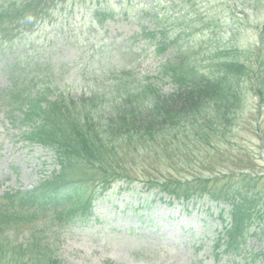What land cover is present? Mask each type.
<instances>
[{"label": "rangeland", "instance_id": "rangeland-1", "mask_svg": "<svg viewBox=\"0 0 264 264\" xmlns=\"http://www.w3.org/2000/svg\"><path fill=\"white\" fill-rule=\"evenodd\" d=\"M83 1L89 4V12L93 8L108 7L111 14L105 13L104 19L96 15L94 21L108 20L91 26L86 20L90 14L88 12L83 17H79L77 12L76 19L71 17L69 11L56 13L47 25L39 27L38 32L33 34L40 37L39 42L45 43L40 56L50 58L47 66L68 57L79 62L82 57L97 53L99 46H103L104 52L95 56L94 71H107L110 67L129 68L139 78L146 75L154 78L153 83L159 95L167 96L177 90L166 80L158 85L155 81L161 75L159 66L173 57L178 49H195L194 68L204 77H210L220 68L221 62L216 61V54H220L218 47L230 44L236 48V42H239L236 52L230 49L228 53L241 58L239 65L246 68L248 79L256 77L264 83V67L257 65L260 45L257 47L255 44L264 35V27L260 32L256 31L257 26L262 27L264 24V0H174L173 6H167L166 0ZM156 15H164V21H156ZM198 16L202 18L200 24ZM162 28L167 31L164 34L166 38L172 34L171 31L179 38L177 42L166 46L169 50L156 57L155 41L145 35L153 30L154 38L160 39ZM236 29L237 39L231 36ZM222 36L225 41L221 46ZM55 42L57 45L51 50ZM26 51L38 55L31 45L26 47ZM30 59L33 57L21 56L20 66L15 68L24 84L34 77L25 75L26 72L33 73L36 67V62L31 67ZM35 59H39V56H35ZM5 63L3 57L0 60L2 100L3 87L11 85L10 71ZM247 84L250 88L248 100H243L241 108L235 109L231 124L227 127L218 126L214 131L197 130L202 123L200 117L187 118L182 123L183 116L190 115L187 103L182 105L186 101L183 98H179V102L165 101V106L159 107L160 119L167 117V109L168 112H174L175 116L169 123L179 129L178 140L185 141L187 146L186 152H183L186 162L183 167L169 168L166 166L167 161L160 166L153 164V157H142L139 152L131 153L127 148L134 146H130L128 140H123L115 157L124 162V166L118 167L119 171L136 182L154 181L159 178V172L182 180L208 177L206 190L226 194L227 199L220 201L224 211L242 201L230 195L231 191L239 190L242 196L255 194L257 198H262L258 204L263 212L261 215H264V144L257 131L258 126L261 127L264 137V101L252 94L254 83L248 81ZM68 85L69 81L65 80L61 87L66 89ZM46 87L45 81L37 82V89ZM244 89L242 84L239 96ZM198 94L192 97V101H187L189 105L207 96L205 92ZM1 107L5 108L4 103H0V197L10 189H30L37 179L47 175L53 167L45 150L38 147L33 149L17 140L15 135L19 129L13 127V131L7 130L11 125L6 120L7 110ZM213 114H219L215 105L201 117H211ZM257 121L260 122L258 125ZM136 148L139 149V146ZM123 149L124 153L121 151ZM41 163L45 165L40 173L38 165ZM74 179H80L90 188L95 187L90 176L83 177L76 173ZM136 185L134 182L131 186ZM136 189L139 190L138 187ZM105 197L106 200L95 204L93 216L85 225H74L69 232L59 237L58 258L63 264H103L104 261L108 264H232L235 260L221 252L224 248L220 244L216 245L220 229L217 202L211 203L204 199L188 205H168L164 202L165 197L164 201H159L144 189L137 193H126L113 188ZM210 197L208 194L207 198ZM142 203L151 210L134 212ZM249 244L259 248L258 242L250 241Z\"/></svg>", "mask_w": 264, "mask_h": 264}, {"label": "trees", "instance_id": "trees-1", "mask_svg": "<svg viewBox=\"0 0 264 264\" xmlns=\"http://www.w3.org/2000/svg\"><path fill=\"white\" fill-rule=\"evenodd\" d=\"M50 1L0 0V31L4 35L16 23L36 18ZM197 20L201 22L202 18L198 16ZM257 27L260 32L264 24ZM231 36L237 39L235 32ZM224 41L222 36L221 46ZM238 43L236 42L239 46ZM259 45L257 65L264 67V35L260 36L257 47ZM230 49L236 52L238 47L234 48L230 44L218 47L220 54H216V61L221 62L220 68L210 77H204L194 68L196 61L190 62L195 56L193 52L185 54L179 61L178 58L168 60L162 66L161 76L184 87H179L177 92L167 96L159 95L153 83L154 78L149 75L135 82L128 77V73L115 72L104 76L101 89L87 95V91L83 92L79 101H75L74 97H65L59 101V97L48 90H33L34 95L25 98L21 97L20 91L12 95V102L16 105L20 103L16 107L20 117L16 119V116L10 115V120L13 123L18 120V125L27 126L29 131L23 134L29 143L51 151L60 170L54 172L47 181H39L32 190L7 194L6 200L0 202V228L1 224L4 225L0 229V246L4 248L0 249V264H61L56 260L55 251L51 250L54 245L46 239L47 235L38 236L33 227L36 226L37 219L41 218H57L63 225L67 224L74 218L73 213L80 209L84 215L81 220L87 217V195L80 191L87 188V185L80 179H74L76 173L83 177L90 176L103 189L122 180H131V177L118 169L124 166L123 160L115 158L123 140H128L129 145L134 146L135 149L127 148L131 153L139 152L142 157H153V164L162 165L166 159L173 166L176 164L177 152L180 158L178 164H184V155L178 146L185 141L178 140L179 129L169 123L175 116L173 110L168 112L167 109V117L164 119L159 116V107H164L165 101L172 103L181 101L179 98L186 100L182 105L187 103L190 115L183 116L182 123L187 118L200 117L202 123L197 128L199 131H214L218 126L227 127L231 124L235 109L241 108L240 105L244 103L246 89L241 90L240 96L239 91L247 81L256 84V96L263 102L264 83L256 77L248 79L246 68L239 65L241 58L237 54L235 57L228 53ZM186 66L192 68L188 69ZM218 71L219 74L216 73ZM46 80L54 82L55 78ZM57 81L58 79L55 82ZM25 89L26 87L23 88ZM201 92H205L207 96L202 101L189 105L187 101H192V97ZM213 105L219 114L201 117ZM137 145L139 149L136 148ZM121 151L125 152L124 149ZM146 183L149 190L161 189L151 181ZM206 186L207 182H203L190 188L189 196L200 195ZM73 188L79 192H73ZM210 195L218 201L227 199L225 193L214 191ZM230 195L242 201L232 204L230 212L228 211L231 223H225L223 235L226 253L239 252L244 264H264V215H261L263 212L258 204L262 198H257L255 194L242 196L239 190L231 191ZM10 227L15 233H19L17 235H22L23 231L27 233V238L22 241L25 242L24 245L15 247L8 242L11 237H6L3 233ZM251 237L261 241L259 250L247 246L246 241Z\"/></svg>", "mask_w": 264, "mask_h": 264}]
</instances>
